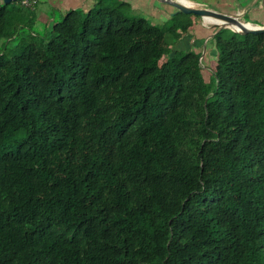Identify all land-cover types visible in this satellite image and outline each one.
<instances>
[{"label": "trees", "instance_id": "1", "mask_svg": "<svg viewBox=\"0 0 264 264\" xmlns=\"http://www.w3.org/2000/svg\"><path fill=\"white\" fill-rule=\"evenodd\" d=\"M18 3L0 4V264H264V34L221 29L207 79L174 50L197 15L99 0L46 37Z\"/></svg>", "mask_w": 264, "mask_h": 264}, {"label": "rangeland", "instance_id": "2", "mask_svg": "<svg viewBox=\"0 0 264 264\" xmlns=\"http://www.w3.org/2000/svg\"><path fill=\"white\" fill-rule=\"evenodd\" d=\"M99 0H30L23 3H18V6L23 7L24 11L30 13L35 18L34 23L24 25L26 32L33 31L35 34L42 36H51V29L56 22L62 21L67 12L72 9H81L84 11L96 7ZM111 0H108L110 2ZM190 3H195L197 7H206L221 11L224 13L238 16L242 21H250L255 25L264 26V0H187ZM129 2V1H128ZM3 0H0V4ZM133 12L130 16H142L149 19L152 23L160 26H169L173 23V14L177 13V9L167 3L159 0H131ZM188 16H180L178 19L185 20ZM193 28L183 37H193L198 39L201 44L198 46L189 45L190 47L182 48L180 44L175 45L174 50L178 47L180 51L186 52L189 50H198L202 52L204 58V73L207 79L209 78L211 65L216 57L211 56V51L208 48L212 47V43H208L206 49L205 42H208L210 35L215 29L214 23H209L206 18L196 16ZM206 25V26H205ZM191 39V38H188ZM205 46V48H204ZM173 48V47H172ZM182 48V49H181ZM208 50V51H206ZM203 59V58H202ZM212 61V63H211Z\"/></svg>", "mask_w": 264, "mask_h": 264}, {"label": "water", "instance_id": "3", "mask_svg": "<svg viewBox=\"0 0 264 264\" xmlns=\"http://www.w3.org/2000/svg\"><path fill=\"white\" fill-rule=\"evenodd\" d=\"M3 1L5 4H9L21 0H3ZM22 1L26 2L30 0H22ZM159 1L170 4L174 6L179 12H183L185 14L197 15L202 17L203 19H205L206 17H210L216 20H221L222 23H214V26L217 28V30H215L210 35V37L214 36L216 33H218L221 29L224 28H230L243 35H246L248 33L264 34V26L257 25L256 27H250L249 26L250 22H244L238 16L232 14L224 13L206 7L187 6L177 0H159ZM202 58H203V54L201 60Z\"/></svg>", "mask_w": 264, "mask_h": 264}, {"label": "crops", "instance_id": "4", "mask_svg": "<svg viewBox=\"0 0 264 264\" xmlns=\"http://www.w3.org/2000/svg\"><path fill=\"white\" fill-rule=\"evenodd\" d=\"M126 1H129V2H131V0H126ZM251 23V22H250ZM252 24H254V23H252ZM206 26V25H205ZM213 37V36H212ZM212 37H210V39L212 38ZM188 38H191V39H188ZM209 39V40H210ZM209 40H208V42H205V46H206V49L208 48V43H209ZM182 45V48H186L187 46L188 47H190L191 45H200L201 44V42H199L198 41V39H195V38H193V37H189V36H187V37H183L180 41H179V43L177 44L178 46L179 45ZM190 45V46H189ZM205 46H204V48H205ZM181 48V49H182ZM210 49V51H211V56H214V57H216V51L215 50H213V48L212 47H210V48H208V50ZM178 50H180L179 49V47H178ZM208 50H206V51H208ZM196 51H198V50H196ZM214 62V61H213ZM211 63H212V61H211Z\"/></svg>", "mask_w": 264, "mask_h": 264}, {"label": "bare ground", "instance_id": "5", "mask_svg": "<svg viewBox=\"0 0 264 264\" xmlns=\"http://www.w3.org/2000/svg\"><path fill=\"white\" fill-rule=\"evenodd\" d=\"M177 1H179L182 4H185L187 6H196L195 3H190L187 0H177ZM206 21L209 22V23H222L221 20H216V19L210 18V17H206ZM249 26L250 27H256L257 25L250 23Z\"/></svg>", "mask_w": 264, "mask_h": 264}]
</instances>
